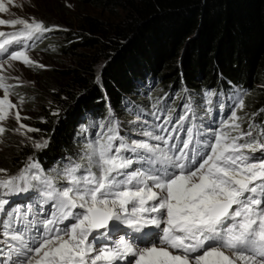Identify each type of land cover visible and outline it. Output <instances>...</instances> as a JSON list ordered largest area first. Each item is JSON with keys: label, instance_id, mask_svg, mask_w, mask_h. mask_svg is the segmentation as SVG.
I'll return each mask as SVG.
<instances>
[{"label": "snow or ice", "instance_id": "6c2138e0", "mask_svg": "<svg viewBox=\"0 0 264 264\" xmlns=\"http://www.w3.org/2000/svg\"><path fill=\"white\" fill-rule=\"evenodd\" d=\"M0 25L21 26L0 31L2 142L9 119L22 136L39 131L22 122L25 101L13 102L18 85L9 82L19 77L7 69L16 61L45 67L30 57L29 42L59 29L35 19H0ZM205 95L211 106L214 93ZM232 99L230 116L217 128L198 127L200 102L189 98L175 122L167 105L152 113L153 122L136 130L143 139L122 136L118 123L101 125L78 161L56 177L32 158L17 174L0 175V264H264V130L254 136L250 123L243 131L237 110L244 94ZM49 142L32 145L42 150ZM30 191L35 205L7 208L8 197ZM113 223L131 230V238L109 243ZM149 228L158 230L155 238L137 241L135 234Z\"/></svg>", "mask_w": 264, "mask_h": 264}, {"label": "trees", "instance_id": "16d2710c", "mask_svg": "<svg viewBox=\"0 0 264 264\" xmlns=\"http://www.w3.org/2000/svg\"><path fill=\"white\" fill-rule=\"evenodd\" d=\"M87 1L118 18L85 15L61 33L66 41L56 46L61 53L81 48L89 54L80 53L77 67L61 80L54 71L43 76L47 99L39 100L35 129L50 142L42 150L15 145L0 166L7 174L0 175L17 174L32 158L56 177L78 161L101 125L113 123L109 110L125 137L143 139L121 119L143 121L139 112L162 104L173 111L187 97L200 102L196 111L203 113L209 91L214 99L234 88L249 91L239 115L242 130L250 121L254 136L264 130V0ZM153 86L165 91L149 97ZM21 90L27 101H37L38 91Z\"/></svg>", "mask_w": 264, "mask_h": 264}, {"label": "rangeland", "instance_id": "374dc122", "mask_svg": "<svg viewBox=\"0 0 264 264\" xmlns=\"http://www.w3.org/2000/svg\"><path fill=\"white\" fill-rule=\"evenodd\" d=\"M3 2L6 7V11L0 13V19L3 20H13V19H25L31 21L35 19L36 21H42L44 25L48 24L49 28H58L59 30H53L51 32H46L39 37V42H35V46L31 47L29 50L30 57L37 61L39 64L44 65L45 67H27L22 63L16 61L12 62V67L7 69L6 74L11 77H19V80H10V83L16 84L14 88V95L12 96L13 102L18 103L19 98H24V103L21 107V116L28 117V119L22 120V122L32 128H35V118L36 113L39 109V100H46L47 95L42 90L44 85L43 76L49 72L54 71L58 80H61V77H64L68 71H71L73 68L77 67L79 63L78 55L80 53L89 54L88 50L79 48L72 53H61L56 47L57 45H64L66 41L62 38L63 32L67 30H73L79 18L85 15L93 16L106 21H115L118 18V15L110 11H104L100 8H97L91 5L87 0H0ZM21 26L11 27L8 25H0V31L14 32L19 31ZM31 44V42H29ZM17 45H13L9 50L11 51ZM20 88V90H17ZM21 89L28 91H38V96H36V102L27 101L28 98L25 92ZM39 89H41L39 91ZM165 89H156V86L148 88L147 96L151 97L150 92H153V95H159L161 92H164ZM248 92L244 94V101L247 100ZM149 93V94H148ZM18 94V95H17ZM2 95V91H0ZM181 95L177 96L175 103L180 99ZM219 105L220 101H216ZM148 104V98H147ZM145 104V105H147ZM243 110V109H242ZM242 110H237V115L239 116ZM113 115L115 113L113 110H109ZM120 117V115L118 116ZM216 117L213 118V120ZM147 119L143 118V121ZM124 122L125 125H130L133 128V132L136 133L138 128H141L143 121H136L132 118H123L121 122ZM122 122V123H123ZM4 126L7 131L2 137V142H0V166L2 162L7 160L8 156L14 149L15 145L18 146H28L30 149L34 148L32 141H40L43 138L39 135L38 132L28 133L26 136H22L13 131L18 125L14 119H9L4 122ZM31 138V139H29ZM135 139L134 137H132ZM143 138V137H140ZM138 139V138H137ZM17 147V146H16ZM37 150V149H36ZM28 160V159H27ZM0 169H2L0 167ZM12 196L8 197L11 199ZM98 235V234H96ZM93 234V236H96ZM92 237H90V240ZM103 243V241H101Z\"/></svg>", "mask_w": 264, "mask_h": 264}]
</instances>
